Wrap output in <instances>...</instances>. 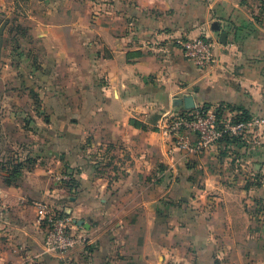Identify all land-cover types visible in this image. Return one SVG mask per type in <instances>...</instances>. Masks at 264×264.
I'll list each match as a JSON object with an SVG mask.
<instances>
[{"label": "crops", "instance_id": "obj_1", "mask_svg": "<svg viewBox=\"0 0 264 264\" xmlns=\"http://www.w3.org/2000/svg\"><path fill=\"white\" fill-rule=\"evenodd\" d=\"M201 34L204 69L175 43ZM189 96L264 117V0H0V142L38 139L0 150V264H264V132L179 149ZM35 201L87 245L46 249Z\"/></svg>", "mask_w": 264, "mask_h": 264}, {"label": "built area", "instance_id": "obj_2", "mask_svg": "<svg viewBox=\"0 0 264 264\" xmlns=\"http://www.w3.org/2000/svg\"><path fill=\"white\" fill-rule=\"evenodd\" d=\"M175 43L197 68L204 69L215 61L218 40L206 34L178 37ZM219 107L202 105L166 114L162 121L164 134L175 147L190 154H199L223 143L227 138L245 139L252 133L264 132V117L245 118L241 111L221 110ZM63 178L67 181L71 179L69 175ZM34 205L38 210V221L45 226L46 249L68 253L79 245H87L88 239L77 230L75 221L68 212L47 201H35Z\"/></svg>", "mask_w": 264, "mask_h": 264}, {"label": "rangeland", "instance_id": "obj_3", "mask_svg": "<svg viewBox=\"0 0 264 264\" xmlns=\"http://www.w3.org/2000/svg\"><path fill=\"white\" fill-rule=\"evenodd\" d=\"M24 73L27 75V72H24ZM29 78L32 80L31 82L34 81V84L37 86H44L45 85L44 81L38 79L37 75L29 77ZM28 115L30 116V112L25 111V110H24V112L19 113V118L22 119V121L19 122V124L22 125L21 128H24V133L26 135L32 133V132H30V121L27 120V118L29 117ZM38 115H39L38 117L40 118V120H35L34 129L37 127H39V128L43 127L44 128L45 126L42 123L43 120H45V118H47V117H50V115L48 114V111H43V112L38 111ZM55 130H56L55 128H52L51 131L55 132ZM0 131H1V128H0ZM36 140H38V139L35 138V142H31L32 140L13 141L11 139H8V141L5 143L0 142V150L6 149L10 153V156L12 155V153L19 154L20 152H22L24 155H26V153L30 152V150H32L33 148L35 149V145L37 144ZM0 159H2V158L0 157ZM4 160H6V158H3L2 160H0V165L2 163H4ZM96 161H98V159H96ZM94 165H96V162ZM62 175H63L62 173L57 174L56 179L59 180L62 177Z\"/></svg>", "mask_w": 264, "mask_h": 264}, {"label": "trees", "instance_id": "obj_4", "mask_svg": "<svg viewBox=\"0 0 264 264\" xmlns=\"http://www.w3.org/2000/svg\"><path fill=\"white\" fill-rule=\"evenodd\" d=\"M220 107V109L221 110H223V109H229V110H232L231 109V107L229 106V105H219ZM205 107H209V106H205ZM242 113V116L243 117H245V118H250V117H252L253 115H251V114H249V113H247L246 111H242L241 112ZM239 140V138H233V139H229V138H227V139H225L224 140V142H236V141H238ZM69 183H71V185L73 186V188H74V186H76V181H75V178L74 177H72L71 179H70V181H68ZM74 183V184H73Z\"/></svg>", "mask_w": 264, "mask_h": 264}, {"label": "water", "instance_id": "obj_5", "mask_svg": "<svg viewBox=\"0 0 264 264\" xmlns=\"http://www.w3.org/2000/svg\"><path fill=\"white\" fill-rule=\"evenodd\" d=\"M221 39L223 42L226 41V33H222L221 35ZM184 101V104L186 106V109H191V108H194L195 104H194V100H193V97H185L183 100L179 101V103H183ZM82 223V221H81Z\"/></svg>", "mask_w": 264, "mask_h": 264}]
</instances>
